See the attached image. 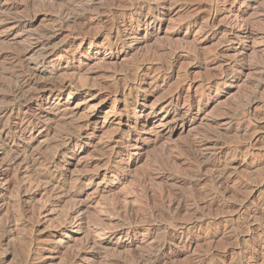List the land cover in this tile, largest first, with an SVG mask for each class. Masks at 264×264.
Returning a JSON list of instances; mask_svg holds the SVG:
<instances>
[{"label":"rangeland","instance_id":"1","mask_svg":"<svg viewBox=\"0 0 264 264\" xmlns=\"http://www.w3.org/2000/svg\"><path fill=\"white\" fill-rule=\"evenodd\" d=\"M4 1L0 86L53 42L0 115V264H264V0Z\"/></svg>","mask_w":264,"mask_h":264},{"label":"bare ground","instance_id":"2","mask_svg":"<svg viewBox=\"0 0 264 264\" xmlns=\"http://www.w3.org/2000/svg\"><path fill=\"white\" fill-rule=\"evenodd\" d=\"M3 1L4 0H0V9H4L3 8ZM9 1V0H8ZM12 1V0H11ZM28 1V0H27ZM48 1V0H46ZM82 1L84 0H77L74 1L73 5H64L63 8H60L59 10V17H65V22L66 23H83L85 20V16L80 13L79 15V11L77 12L76 8L77 7H83L82 5ZM5 2V1H4ZM14 4H13V9L14 8H18L20 6V8H24V6H21L18 4V0H13ZM41 2H43V0H41ZM6 3V2H5ZM46 2H44L45 4ZM88 3V2H87ZM96 3V2H95ZM64 4V3H63ZM68 4V3H67ZM70 4V3H69ZM72 4V3H71ZM84 4V3H83ZM29 6V5H28ZM73 6L75 8H73ZM87 6V5H86ZM53 7V6H52ZM61 7V5H60ZM85 7V6H84ZM10 9V8H9ZM75 10L74 12H72V10ZM78 9H82V8H78ZM7 10V9H6ZM9 11V10H8ZM10 12V11H9ZM82 14V15H81ZM157 17V16H155ZM57 18V17H56ZM27 19V18H26ZM63 19V18H62ZM25 20V19H24ZM57 20V19H56ZM90 21V20H89ZM63 22V21H61ZM31 23V22H30ZM86 23V22H85ZM89 23V22H88ZM29 23L24 22L23 20L19 21L17 20V25L19 26V28H21L22 30H25V27H27ZM71 25V24H70ZM75 25V24H73ZM81 25H84L81 24ZM61 26H63V24H61ZM90 28V27H89ZM30 31V30H29ZM54 30H52V33ZM227 33V32H226ZM30 34V33H29ZM35 34V33H34ZM54 35V34H53ZM57 35V34H55ZM88 36V35H86ZM32 37V42L28 44H30V46H28L29 48H25V47H21V48H16L13 49L14 51L11 52L10 55V62H9V67L7 70H5L6 74L4 77V83H2V85L0 86V102L1 104H3L2 108H0V115H6L11 111H15V108L18 110H21L25 105H28L29 103H31L33 100H35V97L37 96H41L42 91L44 92L47 88L46 85L43 84H33L35 81V73H32V70H30V65H29V61H27L29 58V56L31 55V53L34 51L35 49V57L36 55H38L39 57L41 56H45V54H47V52L49 51L51 44L53 42V37L51 34L47 33H39V35L37 36H30ZM56 37V36H55ZM27 40L30 38H26ZM55 39V38H54ZM57 45V44H56ZM55 45V46H56ZM34 47V49L32 48ZM31 48V49H30ZM3 50V49H2ZM53 51V50H52ZM34 53V52H33ZM1 54V53H0ZM5 55V54H4ZM7 55V54H6ZM32 55V58L33 56ZM48 55V54H47ZM37 56V57H38ZM1 57H3V55H1ZM31 57V56H30ZM31 58V61H32ZM7 58H5L6 60ZM34 59V58H33ZM37 59V58H36ZM2 60V59H1ZM30 60V59H29ZM35 60V59H34ZM36 62V61H35ZM40 62V61H38ZM37 63V62H36ZM38 64V63H37ZM40 65V64H39ZM5 67V66H3ZM7 67V65H6ZM34 68V67H33ZM222 70V69H221ZM226 72V71H225ZM4 74V73H3ZM47 74V73H46ZM56 74V73H55ZM226 75V74H225ZM48 76V75H47ZM43 77V76H42ZM55 77V75H54ZM58 77V76H57ZM37 78V77H36ZM39 78V77H38ZM53 78V77H52ZM57 79V78H55ZM2 80V79H1ZM37 80V79H36ZM44 80V79H43ZM36 82V81H35ZM41 82V81H40ZM42 83V82H41ZM44 83V82H43ZM49 84V83H48ZM63 85V84H62ZM66 87H69L70 89H75V90H80L83 89L82 87L79 89L78 86L75 85V83H70L67 86H61L60 84H58L56 82V80L53 81V84L48 87V90L53 93L54 91H62L64 90ZM67 88V89H69ZM88 88V87H87ZM34 90V91H33ZM64 93V92H63ZM70 93V92H69ZM37 94V96H36ZM125 94V93H124ZM12 105V106H11ZM14 106V107H13ZM28 107V106H27ZM12 114V112H11ZM10 114V115H11ZM2 115V116H3ZM39 120V119H38ZM184 122V121H183ZM0 124H1V117H0ZM5 125V123H4ZM6 128V127H4ZM10 130V129H9ZM16 135V134H15ZM13 136V135H12ZM1 143V142H0ZM1 145V144H0ZM194 149V148H193ZM192 149V150H193ZM195 150V149H194ZM200 152V151H199ZM194 153V152H193ZM196 154V153H195ZM203 155V154H202ZM197 159L199 158L198 155ZM203 157V156H200ZM205 157V156H204ZM53 159V158H52ZM211 159V158H210ZM54 160V159H53ZM199 160V159H198ZM202 159H200L201 161ZM209 160V159H208ZM206 160H204L205 162ZM202 162V161H201ZM210 162V161H209ZM207 163V162H206ZM211 163V162H210ZM200 164V163H199ZM202 164V163H201ZM204 164V163H203ZM46 175V174H45ZM46 177V176H45ZM217 186V185H216ZM177 200V199H176ZM181 200V199H180ZM178 201V200H177ZM184 202V201H183ZM186 202V201H185ZM178 203V202H176ZM182 203V201H181ZM174 205V204H173ZM187 205V204H186ZM176 206L178 207V205L175 204V208ZM182 206V205H181ZM180 206V207H181ZM183 206H185L183 204ZM199 206V205H197ZM196 208V207H195ZM182 210V209H180ZM177 211V210H174ZM183 211V210H182ZM157 214V213H156ZM182 214V213H181ZM180 215V214H179ZM178 216V215H177ZM168 241V240H167ZM173 241V240H172ZM174 244V243H172ZM165 247V246H164ZM144 255V254H143ZM142 255V260L144 258V256ZM154 259V258H153ZM155 260V259H154ZM146 261V259H145ZM142 262V261H141ZM147 262V261H146Z\"/></svg>","mask_w":264,"mask_h":264}]
</instances>
